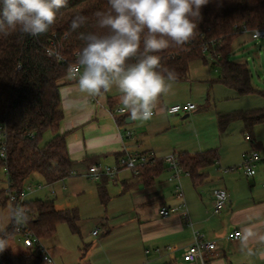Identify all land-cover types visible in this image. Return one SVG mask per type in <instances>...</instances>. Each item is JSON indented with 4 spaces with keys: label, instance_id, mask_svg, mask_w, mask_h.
Returning a JSON list of instances; mask_svg holds the SVG:
<instances>
[{
    "label": "crops",
    "instance_id": "1",
    "mask_svg": "<svg viewBox=\"0 0 264 264\" xmlns=\"http://www.w3.org/2000/svg\"><path fill=\"white\" fill-rule=\"evenodd\" d=\"M193 70L199 75L192 76ZM211 72L204 62L193 63L186 81L172 82V87L158 97L153 107L157 114L147 121H133L129 115L115 114L124 108L120 103L121 93L115 86L93 96L77 90L78 79L68 78L60 92L64 120L59 133L68 134L73 175H86L94 164L117 166L121 158L134 153L154 154L157 160L163 161L181 153L196 155L212 150L217 153L216 163L206 170L201 182L193 183L185 172L180 174L179 181L170 182L175 191L178 184L182 187V179L189 180V184L185 182L187 200L184 193L183 199L176 195V202L169 201L160 189L163 174L169 175L168 179L173 175L165 161L163 173L150 186L128 170H122L115 179L105 178L106 189L112 187L111 184L121 185L119 200L125 194L131 197L122 204L126 210L120 214L118 225L111 227L102 223L104 236L97 246L89 243L84 254L86 261L82 264H264V240H261L264 237V161L256 168V178H251L253 185L242 179L244 172L240 169L244 156L250 151L264 159V124L256 127L248 141L242 122L231 123L222 133L218 119L223 114L263 109L264 98L239 96L213 83ZM199 100L201 105L187 114V118V115L167 114V108L173 105L197 104ZM128 130L133 132L131 139L125 136ZM45 136L50 141L54 134L47 132ZM217 188L226 189L230 195V203L220 214L214 212L212 196ZM108 201L109 196L106 204ZM162 208L176 212L163 218ZM245 229L252 232L246 241L243 239ZM234 230L242 232L237 242L228 239ZM197 235L218 244L217 258L202 256L192 263L184 259L185 251L195 243ZM49 242L45 246L50 252L55 242Z\"/></svg>",
    "mask_w": 264,
    "mask_h": 264
},
{
    "label": "trees",
    "instance_id": "2",
    "mask_svg": "<svg viewBox=\"0 0 264 264\" xmlns=\"http://www.w3.org/2000/svg\"><path fill=\"white\" fill-rule=\"evenodd\" d=\"M108 10L107 0H67V6L57 12L55 22L43 35L33 37L11 29L7 35L0 32V128L6 147V158L0 159V171L6 172L9 185L8 191L0 192V210L10 206L12 215L21 210L27 229L44 246L54 239L61 224L79 233L78 212L58 210L51 200L22 204L20 201L35 175L47 186L73 175L68 134L59 133L64 120L60 92L67 85L70 68L77 64L84 46L80 34H105L107 30L97 27L94 14ZM76 15L88 17V22L73 32L70 24ZM194 22L197 28L189 41L183 45L170 42L168 48L153 53L160 57L158 70H171L176 74L175 81L182 82L189 78L192 64L201 61L218 73L213 83L239 96L264 98V91L253 85L248 65L229 59L235 41L245 29H264V0H210L201 10V19L196 17ZM134 62V59L129 61ZM218 119L222 133L231 123L240 121L251 139L256 127L264 124V108L223 114ZM47 132L54 136L45 143ZM177 156L181 169L195 184L204 179L206 170L217 161L214 150ZM163 166V160H156L146 166L138 178L150 186L163 173ZM106 184L103 182L98 188L103 204L108 199ZM10 194L16 197L13 204ZM17 236L20 235L13 221L6 230H0V238L6 239L8 245L0 252V264H44L37 250H13L10 241Z\"/></svg>",
    "mask_w": 264,
    "mask_h": 264
},
{
    "label": "clouds",
    "instance_id": "3",
    "mask_svg": "<svg viewBox=\"0 0 264 264\" xmlns=\"http://www.w3.org/2000/svg\"><path fill=\"white\" fill-rule=\"evenodd\" d=\"M210 0H107L108 11H97L96 25L105 34H80L85 41L78 54L77 90L89 95L108 92L115 86L129 119L147 121L158 97L172 87L176 74L159 71L160 57L170 42L183 45L193 35L201 10ZM67 0H0V32L18 30L38 37L55 22ZM88 22L76 15L70 24L75 32ZM142 45V47H141ZM134 59V63H129ZM246 241L252 232L244 230ZM264 240V237H261ZM0 238V252L7 247Z\"/></svg>",
    "mask_w": 264,
    "mask_h": 264
},
{
    "label": "rangeland",
    "instance_id": "4",
    "mask_svg": "<svg viewBox=\"0 0 264 264\" xmlns=\"http://www.w3.org/2000/svg\"><path fill=\"white\" fill-rule=\"evenodd\" d=\"M234 47V53L229 56L230 61L247 63L252 74L253 85L257 89L264 91V39L254 40L251 33L244 32L236 40ZM196 71L193 70L191 75H199V72ZM200 72H203V70H200ZM211 73L213 79L218 77L216 71H212ZM196 103L197 104L194 103L196 106L201 105L200 100L196 101ZM47 140L48 136H45L44 142L46 143ZM47 142H49V140ZM108 167L115 168V166ZM168 176L169 175L165 173L161 177L160 181L163 183H161L160 189L164 191L167 200L176 202V195L178 197L177 188L174 191ZM134 177L138 178L139 176ZM242 179L249 185H253V179L247 180L244 173ZM186 180L187 179H182V187L187 200L189 194L185 182H188L187 184L190 182ZM102 182L103 179L95 181L86 175H79L77 173L55 186H47L38 175L33 176L32 180L29 182L26 188V201L51 200L55 202L58 210L78 212L79 220L77 226L79 228V233H74L67 224H61L58 227L54 241L49 242L50 244L55 242L53 246L50 247L49 252L51 256H54V264H82V262L86 261V257L83 258V255L86 254L87 247L91 245L89 243H93L94 246H97L104 236L102 223H107L111 227H115L119 224V216L126 210V207H122V204L131 196L130 194H125L124 198L119 200L120 195H122L121 185L119 184L115 187L111 184L112 187H108L109 189L107 188L109 196L108 204H103L98 192V186ZM8 186L6 172L1 170L0 192L8 191ZM40 186L42 189L39 188ZM209 186L210 184L206 188H209ZM29 187L33 190L30 191ZM191 190L192 193L194 192L193 194H195V191L193 189ZM11 224L12 212L9 206L0 210V230H6ZM97 230L100 232V235L94 236L93 233ZM20 240V236H17L10 241V246H12L13 250L16 252L17 250L20 251L24 249Z\"/></svg>",
    "mask_w": 264,
    "mask_h": 264
},
{
    "label": "built area",
    "instance_id": "5",
    "mask_svg": "<svg viewBox=\"0 0 264 264\" xmlns=\"http://www.w3.org/2000/svg\"><path fill=\"white\" fill-rule=\"evenodd\" d=\"M244 32L252 34L254 40H263L264 39V29H257L254 31H249L247 29ZM80 74V68L78 64L73 65L69 71V77L71 79H78ZM198 107L194 103H186L173 105L167 108V114L170 116H179L187 115L195 112ZM117 115L128 116L129 112L126 108H121L115 112ZM157 113L153 111V116ZM0 128V159L6 158V147L4 146V137ZM125 136L128 139L133 137V132L128 130L125 132ZM247 140L250 141V137H247ZM157 158L154 154H128L121 158L118 162V165L115 168L105 167L101 164H94L88 168L87 176L95 181H99L103 178L115 179L122 170L131 171L134 176H139L143 169L155 162ZM168 164L170 170L173 172V175L170 177V182L179 181L180 174L183 170L180 167L179 159L177 155H172L164 159ZM264 161L259 153L255 151H250L244 156V160L240 169L243 170L244 174L248 179L254 178L257 174L256 168L259 163ZM264 186V185H263ZM41 188V186L39 187ZM29 190L33 189L29 187ZM177 194L180 199L184 198V192L180 184L177 186ZM26 191L23 193V197L20 203L26 202L25 200ZM214 200V212L220 214L223 210L226 209L230 203V195L228 191L224 188H217L212 193ZM16 202V197L10 194V203L13 204ZM176 212L175 209L162 208L160 210V215L163 218H167ZM188 219V215H185ZM13 225L15 226L16 231L20 235V242H22L23 248L26 250H37L41 254V260L44 264H54V258L50 255L49 250L46 246L43 245L42 241L35 237L28 229L23 221V213L21 210H17L12 215ZM94 236H99L100 232L97 230L93 233ZM242 238V232L238 230L232 231L228 235V239L231 241H239ZM206 258H217L218 253V244L212 241H205L202 236L197 235L195 238V243L189 247L184 253V259L187 262H196L200 257Z\"/></svg>",
    "mask_w": 264,
    "mask_h": 264
},
{
    "label": "water",
    "instance_id": "6",
    "mask_svg": "<svg viewBox=\"0 0 264 264\" xmlns=\"http://www.w3.org/2000/svg\"><path fill=\"white\" fill-rule=\"evenodd\" d=\"M188 117V115L186 116V118Z\"/></svg>",
    "mask_w": 264,
    "mask_h": 264
}]
</instances>
